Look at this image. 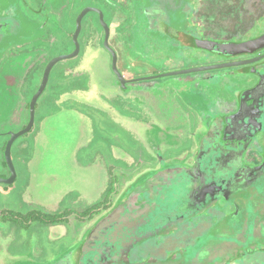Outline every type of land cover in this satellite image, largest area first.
<instances>
[{"label":"rangeland","instance_id":"1","mask_svg":"<svg viewBox=\"0 0 264 264\" xmlns=\"http://www.w3.org/2000/svg\"><path fill=\"white\" fill-rule=\"evenodd\" d=\"M166 2V4L173 5L172 10H176L175 8L179 3V5L183 3L188 6L193 3L192 0ZM20 10L29 18L35 16L23 4V1ZM167 13L166 18L170 20V11H167ZM37 17L39 16L35 18ZM118 23H120L119 19L113 27ZM66 24L67 27L65 28L67 30L74 31L75 23L72 18ZM195 25L201 26L198 20L193 22L190 20L187 28L196 31V28H193ZM119 34L118 30L113 34V45L119 49L123 57L121 58V55H119L118 67L120 71L130 74L132 77L148 76L158 69L169 72L207 63L206 60H203V57L200 58L195 54L196 50L194 49H186L189 55L174 60L169 59L166 63L159 62L158 64L157 62L140 59V56L128 53V45L121 42L123 38ZM63 38L64 42L70 44L69 49L71 50L74 47L71 36H64ZM80 41V55L74 59L61 61L56 69H65L71 74H88L90 77V91L85 94L82 92L70 93L68 103L56 104L53 101V89L51 87L52 83L56 82L55 79H52L55 69L52 71L51 81L38 101L33 128L17 138L12 146V158L17 169L16 180L10 184L0 183V211L9 209L24 214L33 209L57 212L70 208L73 210V214L70 215L69 220L56 225L32 222L28 226H23L11 220L0 221V264L43 263L48 261L49 257L67 255L74 250V247L79 248L83 245L80 239L87 225L94 222L97 214L94 215V218L91 216L92 213L88 216L82 215L79 218L75 215H80L77 210H84L92 205V202L100 200L112 177H114L115 181H119L116 185L117 194L116 196L113 194L112 201L110 199V208L100 207V214L98 213L100 217L113 208L115 200L123 195L130 184L143 174L140 171H131V167L124 171L123 168L126 167V162L116 158L115 146L118 147L117 150L122 149L135 155L134 161L138 162L139 167H141L139 165L140 161H149L147 163L150 164L152 161L157 162V153L166 160L168 158L170 160L182 159L187 156H175L179 151L175 149L168 152L167 144L180 145V143H178L176 136H170L171 132L169 133V129L166 128V119L161 117L162 111H164L162 109H169L168 105H171L172 101H168V99H173L176 96L175 94L181 92L182 89L185 96L189 93L187 98L193 101L197 100L198 92L194 88H198L199 84H194V81L200 75H203L205 71L149 80H135L129 86L130 90H133L132 94L123 96L120 89L113 86L115 75L112 71V58L104 47L103 40L100 42L98 31L85 25ZM54 48L57 49V47ZM127 54L130 55L129 58H126ZM40 80V76L34 79L35 83H32L26 93L28 98L31 97ZM233 84H235L234 81L228 82V90H233ZM79 93L82 94L78 95ZM99 94H103V99L107 100H109L110 95L115 97L119 101L116 102L115 106L122 116L111 108L109 110L115 118L108 114L97 113L95 109L98 106H105L103 100L96 97ZM118 94L122 96H118ZM48 96L52 97L50 103L46 102ZM121 100L123 102H120ZM19 110L21 115L20 118L17 117V123H5L4 131H19L24 128V125L28 124L29 117L28 112L26 114V107L17 108V114ZM2 111L4 114L7 108H0V113ZM170 112H172L171 107ZM2 117L3 115L0 116V121H2ZM113 118L116 119V125L111 123V121L114 122ZM8 140L9 134L0 135L1 178L9 174L8 168L4 164V147L7 145ZM91 141H93L91 146L79 150L81 146L89 144ZM263 146L264 136L260 134L254 140L249 154H245L244 160L248 162L255 161V155L261 156L259 148H264ZM95 152L97 153L94 159L92 155ZM119 155L122 154L119 153ZM99 160L106 165L110 162L111 164L116 163L115 171L104 173L99 170L97 165L96 168L92 169L91 162L98 164ZM142 164V167L152 166L145 162ZM161 164H163V169L158 171V174H155L157 172L151 174V176L155 174L156 180L159 181L155 184L150 183V186H153L152 190L158 192L150 203L151 209L157 204L173 202L180 189V177L178 175H183L188 169L185 165H176L177 168H175L164 167L166 164ZM166 170L169 171L165 172ZM165 180L166 182H162ZM135 187L131 188L129 194L119 204H124L127 198H132L134 205L139 204L144 198L148 200L151 198L152 190L150 193L145 191L138 194L139 190ZM134 193L137 194L134 195ZM230 210L231 208L223 202L218 203L208 211L205 218L202 217L194 221L187 219L180 224L177 230L172 231L170 234L150 237L144 243L134 247L131 245L130 247L133 248L130 250L129 259L133 262H141L149 258L165 260L176 253L179 255L181 250L192 248L189 246L206 233L210 224H216ZM126 215H129L128 211ZM195 217H199V215ZM150 221L152 219L148 221L149 225L151 224ZM117 231L115 228L104 236L106 240L114 242L112 244H115V247L122 249L127 242L122 241L118 233H114ZM196 235L198 238H196ZM128 236H131L130 232H126L123 238L126 239ZM112 239L117 240L112 241ZM204 254L207 255L208 252L206 251ZM248 255L255 256L259 261H264V252L261 250L248 253ZM58 262L61 263V261Z\"/></svg>","mask_w":264,"mask_h":264},{"label":"flooded vegetation","instance_id":"2","mask_svg":"<svg viewBox=\"0 0 264 264\" xmlns=\"http://www.w3.org/2000/svg\"><path fill=\"white\" fill-rule=\"evenodd\" d=\"M22 1L23 4L35 14L33 18H29L26 14L21 12L20 5ZM76 1L77 3L75 5ZM156 1L157 3L151 4V0H0V108H7L4 114L3 111L0 113V116L3 115L1 118L2 121H0V135L9 134V139L11 134L16 133L17 130L11 132L4 131V124L17 123V117L20 118L21 115L20 110L17 114V108L22 109L26 107V114L28 112V117L30 118V103L32 97L40 87L46 65L52 58L62 54H69L75 50L76 46L73 37L77 27V17L87 7L98 9L103 13V20L109 27V45L117 53L118 61L119 55H121V58L123 57L119 49L113 45V34L117 30L120 32L119 35L121 38H123L121 42L128 45V53L140 56V59L157 62L158 64L159 62L166 63L169 59L174 60L189 55L186 49H194L198 57H203V60L207 61V63L201 66L230 64V66L221 68L189 72L199 73L205 71L203 75H200L198 79L194 81V84H199L198 88H194L198 92L196 97L197 100L193 101L187 98L189 93L185 96L182 89L181 92L175 94L176 96L173 99H168V101H172L171 105H168L169 109L163 108L162 110L164 111H162V114L160 113L161 117L166 119V128L169 129V133H172H170V136H176L178 143L181 145L167 144L168 152L174 149L179 150L175 156L187 155L183 157L184 159L179 158L170 160L168 158V160H166L157 153V162L152 161L150 164L147 163L149 161H140L139 165H141V167H139L137 165L138 162L134 161L135 155L131 152H125L122 149L117 150V146L114 147L116 158L126 162V167L121 164V166L124 167V171L131 167V171H140L143 172V174L130 184L128 190L123 193V195L115 200L113 208L108 212L118 206L120 201L129 194L132 187L138 186L140 183L146 181L152 173L161 171L163 169V164L161 163L166 164L164 167L170 166L177 168L176 165L192 166L196 160L199 142L208 131L210 123L217 116L226 115L237 110L241 92L254 87L259 82L260 73H262V69L264 68V43L248 48L243 52L227 51L225 53L186 44V41H188L187 36L220 43H245L261 37L264 35V0H192L193 3L191 6L183 3L179 5V3L175 8L176 10H172L173 5L166 4V1L172 2V0ZM71 4L74 5V10L76 9L78 11L74 18L75 29L72 32L65 28L67 27L66 23L68 21L66 22V19H64L66 12L72 9ZM167 11H170V20L166 18V15H168ZM38 15L41 19L35 18ZM118 19L120 23L113 27ZM190 20L191 22L198 20L201 26L195 25L193 28H196V31L189 30L187 26H189ZM84 23L88 28L90 27L93 30H97L100 34V42L101 40H103V43L105 42L106 31L101 20L100 12L97 10H90L82 19L81 30L77 37L80 46L79 52L75 57L69 59H74L81 53L80 36L85 26ZM64 36H71V41L74 45L71 50L69 49V43L64 42ZM54 47H57V49ZM104 47L106 48L105 43ZM106 50L110 53L112 58L111 51L107 48ZM129 54H127L126 58H129ZM64 60L68 59H63L61 61ZM58 63L53 67L52 71L55 69L54 73L61 74L62 78L59 80V78L55 79L53 77L52 79L56 80L55 83H61L63 92L61 94H53V101L56 104L60 103L59 105H63L64 103H68V101H70V93L82 92L85 94L90 91V89L67 90L66 85H68L71 73H68L65 69L57 70L56 66ZM52 71L44 92L51 81ZM112 71L115 75V77H113V86H115V88L118 87L123 93V96L132 94L133 90L129 88L130 83L135 82V80L146 79L144 77H147H132L130 74L123 73L119 70L125 78V83L122 84L118 75L114 72L113 67ZM152 73L153 74L148 75V77L164 74L167 73V71L158 69L154 70ZM83 74L86 73L73 75ZM39 76L41 77L40 83L34 92H32L31 97L28 98L26 93L32 83H35L34 79H37ZM164 76L165 75L154 78ZM229 81L235 82V84H233V90H228L227 88ZM191 85L196 86L193 84ZM122 95L118 94V96ZM41 96L37 100L36 107ZM103 96V94L96 96L102 99L105 105L104 107L98 106V108L94 106L96 112L108 114L115 118L109 108L120 113L115 106V104H117L116 102L119 101L111 95L109 100L103 99ZM52 97L48 96L46 102L50 103ZM120 102L123 101L121 100ZM170 107L172 108V112H170ZM120 116H122V114ZM115 121L116 119H114V122L111 121V123L116 125L117 123H115ZM25 126L26 125H24V127ZM120 126L122 127V125ZM260 134L264 136V132L258 133L245 154H249L254 140ZM92 143L93 141L81 146L79 150L91 146ZM6 146L4 147V164L8 168L9 174L2 178H9L12 174L6 160ZM259 151L261 156L255 155V161L248 162L244 160V162L250 165L261 163L264 160V148L260 147ZM97 152L93 153L92 158L95 159ZM119 153L122 155H119ZM99 157L101 158V156ZM143 162L152 166L142 167ZM13 164L15 166L14 161ZM91 165L92 169L96 168V165L99 166V170H102L104 173L115 171L117 167L116 163L111 164L110 162L106 165L102 164L100 160L98 164L91 162ZM119 169H121V167H119ZM15 170L17 173L16 166ZM112 180H114L115 186L119 182L118 180L115 181L114 177H112ZM113 194L116 196L117 189ZM114 195L113 197L111 196V201ZM98 201L99 200L92 202V204ZM222 202L231 208L230 212L226 214L234 211V207L227 204L224 199L219 200L217 204ZM217 204H215V206ZM209 210L200 214L199 217L192 218L191 221L201 219L202 217L205 218ZM3 211L13 210L8 209ZM3 211H0V217L4 214ZM98 213L100 214V207L95 208L94 213L91 215L94 218V215L97 214L94 222L87 225V228H85L86 230L80 239L83 244L91 230L107 214L104 213L99 217ZM212 225L213 224H210V227ZM196 238H198L197 235ZM82 246L79 248L74 247L72 252L65 255L66 264H78ZM227 264H264V261L262 262L255 259V256L244 255Z\"/></svg>","mask_w":264,"mask_h":264},{"label":"water","instance_id":"3","mask_svg":"<svg viewBox=\"0 0 264 264\" xmlns=\"http://www.w3.org/2000/svg\"><path fill=\"white\" fill-rule=\"evenodd\" d=\"M90 10L100 12L106 31L104 43L112 53L113 70L122 84L125 83V78L118 69L117 53L109 45V27L103 20V13L95 8H85L76 21L77 27L73 37L75 50L69 54L56 56L48 62L40 87L30 103L28 124L11 134L6 146V160L12 174L9 178H0V183L10 184L15 181L17 173L11 157L12 144L32 129L37 100L47 86L53 67L59 61L73 58L78 54L80 46L77 37L81 30V22ZM187 37L186 44L188 45L224 53L227 51L243 52L264 43V35L245 43H220ZM225 66H230V64L200 66L144 78L150 79ZM260 132H264V68L260 73L259 82L254 87L241 92L237 110L217 116L210 123L208 131L199 142L195 163L187 167L183 175H178L180 189L173 202L157 204L151 209L150 203L158 194L152 190L153 186H150V183L159 182L154 176L159 172L155 173L135 187L139 190L138 194L145 191L150 193L152 190L151 198L149 200L144 198L136 205L132 203V198H127L124 204H119L108 212L89 233L81 247L82 252L78 264H227L245 254L264 250V160L257 165L244 162L246 150ZM221 199L234 207V211L226 214L208 228L204 235L189 246L192 248L181 250L179 255L176 253L165 260L149 258L145 261L133 262L129 259L130 250L134 246L144 243L150 237L170 234L177 230L185 220L204 213ZM127 211L129 215H126ZM151 219L149 225L148 221ZM115 228L118 231L114 233H118L120 239L127 242L122 249L115 247V244H112L114 242L106 240L104 236ZM126 232H130L131 236L124 239L123 235ZM114 240L117 239H112ZM131 245L133 247H130ZM206 251L207 255L204 254Z\"/></svg>","mask_w":264,"mask_h":264},{"label":"trees","instance_id":"4","mask_svg":"<svg viewBox=\"0 0 264 264\" xmlns=\"http://www.w3.org/2000/svg\"><path fill=\"white\" fill-rule=\"evenodd\" d=\"M76 3H77V1L75 2V5H76ZM150 3L155 4V3H157V1L151 0ZM73 6L74 5L71 4L72 9L66 12V15L64 18V19H66V22L70 21L71 18L74 20L76 14L78 12L76 9L74 10ZM37 19H41V17L39 16V17H37ZM69 46H70V44H69ZM53 76L55 79L59 78V80L62 78L61 74H59V73H54ZM89 81H90V77L88 74H83V75L70 74L68 85H66L67 90L68 89L69 90H74V89L75 90H78V89L89 90L90 89V82ZM51 87L53 89V91H52L53 94H56V93L61 94L63 92L62 91L63 86L61 85L60 82L53 83ZM114 192H116V186L114 184V180H112L110 182V184L108 185L107 189L105 190V193L103 194L102 199H100L97 203L92 204L89 207H86L84 210H82V209L77 210L78 213H80V215L76 214V216L79 218L82 217V215L88 216L91 213L92 214L94 213L95 208H99V207L110 208L109 207L110 199H111V196L113 195ZM124 198L122 200H124ZM3 212H4V214H2L3 221L11 220V221H14L15 223L23 225V226H28L32 222H37V223L45 224V225H56V224L63 223L65 221H67L69 219V216L71 214H73V210L70 208H66L62 211H57V212H49V211H44V210H39V209H33V210H31L27 213H24V214H21L19 212H14V211H3ZM261 251L264 252V250H261ZM245 255L250 256L253 254H250V255L245 254ZM238 258H240V257H238ZM255 259H257V258H255Z\"/></svg>","mask_w":264,"mask_h":264},{"label":"crops","instance_id":"5","mask_svg":"<svg viewBox=\"0 0 264 264\" xmlns=\"http://www.w3.org/2000/svg\"><path fill=\"white\" fill-rule=\"evenodd\" d=\"M59 211H62V210H59ZM70 217V216H69ZM2 216L0 217V221H2ZM69 220V219H68ZM4 222V221H3ZM41 248V247H40ZM79 255V254H78ZM57 261H61V263L59 264H66V257L65 255H62V256H58V257H54V258H50L48 259V261H45L43 263L41 262H38V264H58Z\"/></svg>","mask_w":264,"mask_h":264}]
</instances>
